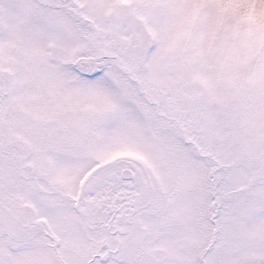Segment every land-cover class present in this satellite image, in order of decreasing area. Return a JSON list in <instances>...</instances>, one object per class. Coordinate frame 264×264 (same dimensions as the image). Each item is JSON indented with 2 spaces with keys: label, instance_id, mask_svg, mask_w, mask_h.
Segmentation results:
<instances>
[{
  "label": "snow or ice",
  "instance_id": "1",
  "mask_svg": "<svg viewBox=\"0 0 264 264\" xmlns=\"http://www.w3.org/2000/svg\"><path fill=\"white\" fill-rule=\"evenodd\" d=\"M0 264H264V0H0Z\"/></svg>",
  "mask_w": 264,
  "mask_h": 264
}]
</instances>
